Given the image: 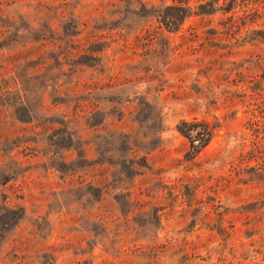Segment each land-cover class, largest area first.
Listing matches in <instances>:
<instances>
[{"label":"rangeland","instance_id":"1","mask_svg":"<svg viewBox=\"0 0 264 264\" xmlns=\"http://www.w3.org/2000/svg\"><path fill=\"white\" fill-rule=\"evenodd\" d=\"M0 264H264V0H0Z\"/></svg>","mask_w":264,"mask_h":264},{"label":"trees","instance_id":"2","mask_svg":"<svg viewBox=\"0 0 264 264\" xmlns=\"http://www.w3.org/2000/svg\"><path fill=\"white\" fill-rule=\"evenodd\" d=\"M176 9L181 11L179 22H183L186 18L190 17L191 13H189L190 9H188V7H177ZM193 127L194 125L192 123L182 122L178 126L177 130L183 137L187 138L190 141L192 151L198 153L201 149L207 146L210 135H204L198 132L194 133L195 137H193Z\"/></svg>","mask_w":264,"mask_h":264}]
</instances>
